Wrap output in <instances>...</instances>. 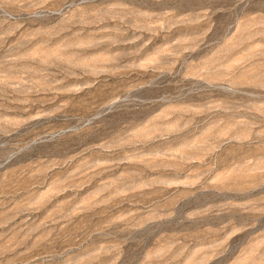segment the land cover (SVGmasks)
Here are the masks:
<instances>
[{
	"label": "rangeland",
	"instance_id": "obj_1",
	"mask_svg": "<svg viewBox=\"0 0 264 264\" xmlns=\"http://www.w3.org/2000/svg\"><path fill=\"white\" fill-rule=\"evenodd\" d=\"M0 264H264V0H0Z\"/></svg>",
	"mask_w": 264,
	"mask_h": 264
}]
</instances>
